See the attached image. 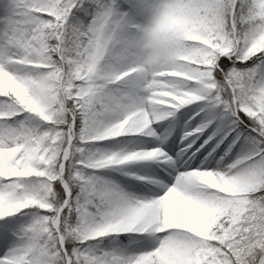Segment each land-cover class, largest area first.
Listing matches in <instances>:
<instances>
[{"label":"snow or ice","instance_id":"snow-or-ice-1","mask_svg":"<svg viewBox=\"0 0 264 264\" xmlns=\"http://www.w3.org/2000/svg\"><path fill=\"white\" fill-rule=\"evenodd\" d=\"M257 2L224 0V28L210 42L222 39L230 51L221 54L202 45L212 63L191 66L197 78L188 80L156 76L169 66L165 63L142 67L144 26L151 22L147 41L156 60L163 62L170 59L176 41L159 32L160 21L181 9L211 17L220 0H4L0 71L28 84L44 114L11 95H0V200L6 205L31 201L0 215V249L8 248L0 264H264V159L259 171H241L245 165L239 161L215 171L194 170L174 186L163 185L165 194L158 198L128 199L92 173L128 161L174 158L159 147L131 154L87 152L89 139L122 136L100 137L99 130L128 117L137 119L133 114L143 109L150 113L149 122L127 133L147 130L155 135L149 125L162 114L174 115L183 106L204 101L201 111L210 108L217 115L190 129L185 139L202 135L220 120L230 126L217 148L233 133L230 149L235 147L247 130L260 142L259 156L248 163L264 158V52L245 55L257 26H264L255 16ZM98 37L105 45V62L89 72ZM221 57L241 63L255 57V67L241 71L233 66L218 81L224 73ZM157 80L166 86L154 87ZM158 92L173 95H154ZM185 93L194 99L184 102L180 97ZM159 100L166 103H153ZM212 167L209 162L207 168ZM205 176L227 179L209 183ZM228 179L244 180L249 191L240 196L226 191ZM75 189L79 191L73 196ZM73 213L79 218L75 225L70 223ZM133 219L144 222L93 234L105 225ZM113 233L140 234L122 238L131 254L86 250L90 239ZM69 238L77 239L80 247L69 251Z\"/></svg>","mask_w":264,"mask_h":264},{"label":"rangeland","instance_id":"rangeland-1","mask_svg":"<svg viewBox=\"0 0 264 264\" xmlns=\"http://www.w3.org/2000/svg\"><path fill=\"white\" fill-rule=\"evenodd\" d=\"M4 0H0V16L4 15V9L2 7ZM253 59L247 61V63H241L236 61V58L233 57L231 60L228 57H221L220 66L222 64L226 65L224 69L223 79L226 78V74L230 72L235 66L237 70H247L254 68ZM258 64L259 61H256ZM220 76L217 77L218 81ZM4 98L0 97V100ZM205 107L204 101L193 102L192 104L183 106L175 110L174 115H162V118L156 119L155 123L149 125L153 129L154 134L148 133L147 130L129 132L119 137L108 138L102 141L89 139L87 141L88 147L87 152L89 156L95 155L96 153H103L107 155L111 154H127L128 147L133 144L137 139L145 138L151 142L153 145L152 149L157 147L162 148L168 156L173 157V162H169L159 156L152 157L147 163H149L150 171L154 174L153 178L156 180L150 179L145 174H140L139 170L133 167L134 161H128L125 165H110L103 169L95 170L92 175L95 179L102 181L106 185H116L119 184L121 188L120 194L123 196L127 195V189L125 185H131L133 188L140 190L145 189L148 186L155 187L158 186L160 181L165 179L166 185L168 187L174 186L178 181L180 176L186 172L194 170H218L219 168L224 167L232 163L239 161V164L245 165L241 171L246 170H256L259 171V165L261 160L264 158L256 159L255 163H248V161L253 157L259 156L260 142L256 138L255 133H251L247 130L244 131V139L240 140V143L236 144L235 147L230 149V146L233 144L236 139V133H233L231 136H228L223 143L219 144L217 148L216 145L221 140L224 130L230 126L227 122H222L217 120L216 124H213L204 133L201 135L199 132L196 133L194 137H189L185 139L186 133L190 129H194L199 125L203 120L215 117L217 114L212 110L208 109L207 111H201ZM199 113V115H197ZM35 115V114H30ZM195 117V119H192ZM19 118V117H18ZM39 119V118H38ZM216 135L215 139H212L210 142L209 138ZM215 149V151H213ZM230 154L225 155L226 152ZM221 157L224 159L221 160ZM211 163L213 167L211 169L207 168V164ZM195 166V167H193ZM239 166V165H238ZM127 173V174H126ZM163 173V175H161ZM203 179L206 182H213L214 177L205 176ZM116 182V183H114ZM65 191H67V185L63 184ZM75 189L72 193L75 196ZM165 194L164 188L159 189L155 195L144 194V195H133L129 199H149V198H158ZM26 211H32L26 210ZM73 215V214H72ZM28 217H24L27 219ZM77 222L79 223V218L77 217ZM71 223V222H70ZM76 223H71L75 225ZM140 235L137 233H113L105 237L90 239L87 242L86 250L92 253H102V252H128L131 254L125 245L128 243L122 238L124 236H134ZM11 247V244L9 245ZM66 247L69 251L77 249L80 247V243L75 238H69L66 242ZM8 251V248L0 249V256H4Z\"/></svg>","mask_w":264,"mask_h":264},{"label":"clouds","instance_id":"clouds-1","mask_svg":"<svg viewBox=\"0 0 264 264\" xmlns=\"http://www.w3.org/2000/svg\"><path fill=\"white\" fill-rule=\"evenodd\" d=\"M221 7L211 17L190 15L186 10H176L168 13L159 23L158 30L164 36L174 39L176 41L175 48L171 52L170 59L163 62L157 61L155 52L147 41V34L152 27L151 22L144 26V33L142 39L145 43L143 45V59L142 67L150 69L160 63H165L169 66L163 67L161 71L155 73L156 76H170L180 79H196L197 77L191 73L194 69L191 66L210 65L212 59L211 54L204 50L203 46L213 48V51H219L221 54H226L230 48L225 47L224 41L221 39L219 43L212 44L210 39L219 37L224 28V0H220ZM255 16L261 21H264V0H258L256 5ZM258 34L253 39V42L246 52V56H253L260 52H264V26L258 25ZM105 62V45L102 37L96 39L93 51L91 53V63L89 64V72H95ZM135 71V70H134ZM154 87L166 86L163 81H154ZM0 95H11L19 103L33 112L44 114V110L35 99L34 90L25 82L12 78L9 74L0 71ZM154 95L170 96V92H158ZM180 99L184 102H191L194 99L190 94L185 93ZM155 104H164L166 101H153ZM137 119L132 117L126 118L123 122L113 125L109 128L98 131L100 137L107 138L108 136H118L126 134L130 128L142 129L150 120V113L147 109L133 114ZM138 155V154H135ZM214 179L218 183H224L226 177L215 176ZM250 185L242 179H228L226 191L240 196L249 191ZM27 202H19L11 205H6L0 200V215L8 214L12 208H22L27 206ZM147 217H145V220ZM143 220L133 219L122 221L117 225H105L97 229L94 235H105L107 232L117 228L123 230L129 227H136L137 224L143 223Z\"/></svg>","mask_w":264,"mask_h":264},{"label":"bare ground","instance_id":"bare-ground-1","mask_svg":"<svg viewBox=\"0 0 264 264\" xmlns=\"http://www.w3.org/2000/svg\"><path fill=\"white\" fill-rule=\"evenodd\" d=\"M165 116V114H162ZM153 145L151 144V142L145 138H141V139H137L133 144L130 145V147H128V151L126 152L127 154H131V151L133 150H153L152 147ZM149 159H144V160H134V164H133V167L137 170H139L140 174H145L147 175L148 177H150V179L152 180H156L153 178L154 174H152V171H150V168H149V163H147ZM184 175V174H183ZM116 183V182H114ZM160 184L158 186H148L146 187L145 189L143 190H140V189H137V188H133L131 185H125V186H122V189L123 187H126L127 189V195H125L124 197L125 198H131V196L133 195H144V194H151V195H155V193L163 188V185H166V182H165V179L162 178V180L159 182ZM115 185V184H114ZM120 193L121 191V186H119V184L116 183L115 185ZM123 196V194H121Z\"/></svg>","mask_w":264,"mask_h":264},{"label":"trees","instance_id":"trees-1","mask_svg":"<svg viewBox=\"0 0 264 264\" xmlns=\"http://www.w3.org/2000/svg\"><path fill=\"white\" fill-rule=\"evenodd\" d=\"M221 65H222L223 69L226 68V65H224V64H222V63H221ZM224 67H225V68H224ZM219 76H220V77H219L220 80L223 79V75H222V74L219 75ZM77 217H78V216L76 215V213H73V215H72L71 218H70V222H71V223H72V222H73V223H76V222H77V221H76V220H77Z\"/></svg>","mask_w":264,"mask_h":264}]
</instances>
